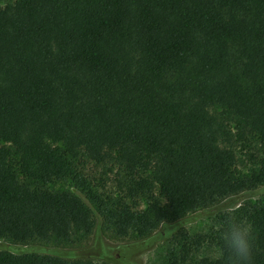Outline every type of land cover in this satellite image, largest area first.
<instances>
[{"label": "trees", "instance_id": "obj_1", "mask_svg": "<svg viewBox=\"0 0 264 264\" xmlns=\"http://www.w3.org/2000/svg\"><path fill=\"white\" fill-rule=\"evenodd\" d=\"M258 143L237 171L233 141ZM120 170L99 195L78 156ZM16 159V165H13ZM67 181L72 191H51ZM264 188V0H12L0 7V240L73 245L96 208L115 239ZM253 227L264 264V199L233 212ZM218 219L216 259L224 264ZM180 231L164 264L205 244ZM139 243L15 255L0 264H139ZM44 254H38L42 253Z\"/></svg>", "mask_w": 264, "mask_h": 264}, {"label": "rangeland", "instance_id": "obj_2", "mask_svg": "<svg viewBox=\"0 0 264 264\" xmlns=\"http://www.w3.org/2000/svg\"><path fill=\"white\" fill-rule=\"evenodd\" d=\"M12 0H0V7L11 2ZM231 149L235 153L237 171L241 175H246L251 169L255 168L254 158L258 156V143L255 140H250L248 143L240 144L235 141L231 143ZM13 165H16V159H13ZM79 166L82 172L91 184L93 190L103 196H111L117 194L116 184L120 170L113 163L106 165H95L86 160L81 154L78 156ZM70 183L67 181H59L49 184L47 188L51 191H72ZM264 199V188L257 193L255 197L242 195L237 198L225 200L219 204L230 205L229 211L234 212L241 203L246 201L255 202ZM88 205L91 206L95 226L87 238L73 245H56L53 243H29L15 244L8 240H0V250L9 251L15 255L28 254L38 250H73L81 258L92 257V244L95 241L103 240L111 246L124 243H139V254L136 256L139 264H164L165 257L169 250L173 247V239L180 232L185 231L189 235L205 236L206 241L203 247L195 252L191 257V264H196L203 258L216 259L220 256V252L214 243V238L218 230V216H206L205 210L197 211L187 215L189 223L184 220L169 222L162 225L155 233L142 240H136L134 236L125 239H115L101 225L100 219L96 215V208L86 199ZM218 205V204H217ZM216 206V205H215ZM214 207V206H213ZM38 254H44L38 253Z\"/></svg>", "mask_w": 264, "mask_h": 264}, {"label": "clouds", "instance_id": "obj_3", "mask_svg": "<svg viewBox=\"0 0 264 264\" xmlns=\"http://www.w3.org/2000/svg\"><path fill=\"white\" fill-rule=\"evenodd\" d=\"M229 207L228 204H218L205 209L206 216L221 214L224 216L220 234L223 245L220 258L224 264H254L255 245L252 224L246 218L237 217L230 212Z\"/></svg>", "mask_w": 264, "mask_h": 264}]
</instances>
